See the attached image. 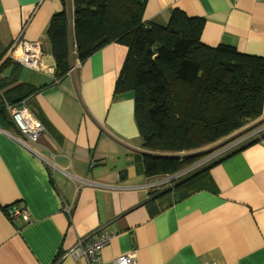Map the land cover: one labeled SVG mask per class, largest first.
Masks as SVG:
<instances>
[{
    "label": "crops",
    "instance_id": "1",
    "mask_svg": "<svg viewBox=\"0 0 264 264\" xmlns=\"http://www.w3.org/2000/svg\"><path fill=\"white\" fill-rule=\"evenodd\" d=\"M62 8L60 0H0V90L39 87L27 104L46 130L31 151L0 116V264H88L62 252L102 236L103 260L131 253L138 264H264V135L204 168L194 186L145 188L152 179L134 101L114 92L125 47L107 43L48 86L55 66L46 28ZM173 9L204 18L205 45L264 59V0H147L143 19L165 24ZM18 40L40 43L39 70L3 61ZM69 46L74 61L72 32ZM12 206L23 213L11 218Z\"/></svg>",
    "mask_w": 264,
    "mask_h": 264
},
{
    "label": "trees",
    "instance_id": "2",
    "mask_svg": "<svg viewBox=\"0 0 264 264\" xmlns=\"http://www.w3.org/2000/svg\"><path fill=\"white\" fill-rule=\"evenodd\" d=\"M60 1L62 10L51 16L46 28L58 81L73 65L65 1ZM146 3L71 0V15L74 60L80 64L107 43L125 47L114 92L133 96L135 124L147 150L141 165L147 178L153 179L186 170L210 152L202 151L205 147L262 113L264 59L226 45H205L200 38L203 17L173 9L165 24L145 21ZM27 84L0 90V116L11 125L1 99L18 104L40 89ZM206 171L192 179L187 171L184 181L175 179L171 185L194 186L193 179Z\"/></svg>",
    "mask_w": 264,
    "mask_h": 264
},
{
    "label": "built area",
    "instance_id": "3",
    "mask_svg": "<svg viewBox=\"0 0 264 264\" xmlns=\"http://www.w3.org/2000/svg\"><path fill=\"white\" fill-rule=\"evenodd\" d=\"M15 44H17V46H16V51L12 56V59H15V60L22 59L20 63L32 69L37 70L41 62L40 60L41 50L39 46L32 45L30 43L19 41V40L15 41ZM26 44H30V45L28 46ZM5 108L9 115L10 120L12 121L13 126L17 129V131L19 132L21 136V139L19 141L25 146H27L28 148H30L31 151H33L32 146L37 140V138L40 137L41 134L44 132V127L40 124V122L37 119L33 117L30 111L24 106L17 107L15 105H12V104L10 105L8 103H5ZM262 134H264V128L259 133L258 137H260ZM246 141H249V140H244V141H240L235 144H231L230 146L225 148L223 151L219 152L216 155H212L208 158H206L208 156L207 155L203 160L197 162L196 164L191 165L186 170H182L179 173H175L170 176H162L158 178H153L148 183H146L144 187L147 189H152L162 184L171 185L172 181L184 175L192 167L196 168L207 162L214 161L224 156L225 154L229 153L233 148L238 147V145H241L242 143ZM19 209L20 208H17V207H11L8 211L9 216L11 218L14 217L15 214L19 213ZM65 210L69 211V207L66 205H65ZM22 213H23V210H22ZM106 239H107V236H102L101 238L95 241H92L89 244L79 241L78 243L68 248L67 250L65 249L62 252V255H67L73 260H78L80 258L85 259L87 260L86 262L88 264H138L135 255L131 253L113 256L108 260H103L100 257L98 251L100 250L101 246L103 245Z\"/></svg>",
    "mask_w": 264,
    "mask_h": 264
},
{
    "label": "rangeland",
    "instance_id": "4",
    "mask_svg": "<svg viewBox=\"0 0 264 264\" xmlns=\"http://www.w3.org/2000/svg\"><path fill=\"white\" fill-rule=\"evenodd\" d=\"M65 1V4H64V8H65V11H67V13H68V15H70V13H71V0H64ZM146 6V5H145ZM144 12H145V9H144ZM144 12H143V16H144ZM70 25L69 24H67V29H68V32H72V15L70 16ZM145 21H147V20H145ZM46 39H47V37H46ZM20 41V40H19ZM24 42H27V43H30V44H32V45H36V46H39V48H40V50H41V56H40V60H41V62H42V60H43V57H44V55H43V51H42V47H41V45H40V43H38V42H28V41H24ZM19 43V42H18ZM17 43V44H18ZM17 44H15V42H13L12 43V46H10L9 47V49H8V55H6V57L4 58V62H6L8 59H12V56H13V54L15 53V51H16V46H17ZM30 44H26V45H30ZM25 47V46H24ZM50 53H49V51H48V48L46 49V57H49L50 55H49ZM13 60H15V59H13ZM22 59H19V60H15V62L16 63H18L21 67H24V68H28V69H32V68H30V67H28V66H26V65H24V64H22V63H20V61H21ZM76 60H74L73 61V63L75 62ZM41 62H40V66H39V68L37 69V70H39L40 69V67H41ZM78 63V62H77ZM55 66V65H54ZM74 65H72V67H73ZM6 67H8V66H6ZM121 68V67H120ZM33 70H35V69H33ZM120 70V69H119ZM56 77V74H55V71H54V75H53V78H52V81L53 82H55V83H58L59 81L55 78ZM61 81V80H60ZM38 92V91H37ZM34 93H36V92H34ZM132 95V94H131ZM28 98V97H27ZM27 98H25V99H23V100H21L18 104H14L15 106H17V107H21V106H24V107H26L29 111H30V113L33 115V117L35 118V119H37L39 122H40V124L44 127V125L41 123V121L37 118V116L31 111V109L29 108V106H28V104H27ZM132 98H133V96H132ZM2 100V103L4 104V107H5V103H7V99H5V98H2L1 99ZM5 110H6V108H5ZM7 112V111H6ZM8 114V113H7ZM9 116V115H8ZM132 119L134 120V118L132 117ZM263 128H264V118H261V114L259 115V116H257V117H255V118H252V119H249L248 121H246L244 124H243V126H241L238 130H236V131H234L233 133H231L230 135H227V136H225V137H223V138H221V139H219V140H217L215 143H213V144H210V145H208L207 147H205L202 151H204V150H207V151H210L209 153H207L206 154V158H208V157H210V156H212V155H216V154H218L219 152H221V151H223L225 148H227L228 146H230L231 144H235V143H238V142H240V141H244V140H253V139H256L257 137H258V135H259V133L263 130ZM46 132V130H45V127H44V132L41 134V136L44 134ZM138 135V134H137ZM41 136L40 137H38L37 138V140L35 141V143L33 144V145H35L37 142H38V140L41 138ZM139 137V136H138ZM141 144V143H140ZM240 145H238V147H239ZM238 147H235V148H233L229 153H231V152H233V151H235ZM213 148V150H209V149H212ZM142 149H143V151L141 152L142 154L143 153H145V148L144 147H142ZM201 151V152H202ZM146 152H147V150H146ZM229 153H227V154H229ZM227 154H225V155H227ZM224 155V156H225ZM205 157H203V156H201V157H199V160H197V161H195L194 162V164H196L197 162H199V161H201V160H203ZM208 163V162H207ZM206 164V163H205ZM193 165V164H192ZM202 165H204V164H202ZM202 165H200V166H202ZM190 167V166H189ZM199 167V166H198ZM198 167H196V168H194V167H192L188 172H189V174H190V176L189 177H191L192 175L194 176V174H195V172L196 171H198V170H196ZM196 170V171H195ZM167 176H170V175H167ZM186 176V173L184 174V176H181L180 178H178V179H176L177 181H183V179H184V177ZM13 207V206H12ZM11 207H7V210L9 211V209H10ZM18 208V207H17ZM21 213H22V210L21 209H19V213L18 214H15V216H17V215H21ZM12 218H14V217H12Z\"/></svg>",
    "mask_w": 264,
    "mask_h": 264
},
{
    "label": "water",
    "instance_id": "5",
    "mask_svg": "<svg viewBox=\"0 0 264 264\" xmlns=\"http://www.w3.org/2000/svg\"><path fill=\"white\" fill-rule=\"evenodd\" d=\"M263 135H264V134H263ZM233 152H234V151H233ZM233 152H231V153H233ZM231 153H229V154H231ZM229 154H227V155H229ZM227 155H225V156H227ZM225 156H223V157H225ZM223 157H220V158H218V159L212 161L208 166H210V165H212V164H214V163L220 161L221 159H223ZM202 170H203V169H201V170L195 172V174H198V173H199L200 171H202ZM195 174H194V175H195ZM183 181H184V180H183ZM181 182H182V181H181ZM176 184H180V182H177ZM169 189H171V188H169Z\"/></svg>",
    "mask_w": 264,
    "mask_h": 264
}]
</instances>
